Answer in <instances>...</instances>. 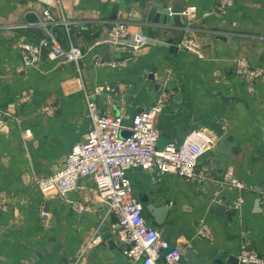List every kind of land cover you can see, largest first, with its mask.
<instances>
[{"label": "crops", "instance_id": "obj_1", "mask_svg": "<svg viewBox=\"0 0 264 264\" xmlns=\"http://www.w3.org/2000/svg\"><path fill=\"white\" fill-rule=\"evenodd\" d=\"M61 1L58 6L49 0H0V106L17 105L0 130V192L5 196L0 264H142L124 255L126 245L118 235L112 234L116 246L102 237L91 242L103 224L110 229L116 219L99 203L92 177H81L64 197L43 194L35 185L37 177L63 166L74 143L86 140L92 123L85 91L102 113L122 117L125 135L136 109L164 96L155 119L159 147L180 143L195 127L219 136L198 158L200 179L157 169L128 171L133 194L145 197L139 201L148 224L181 248L182 264H242L236 256L242 243L264 256L259 201L264 189V79L245 82L236 70L240 58L264 68V0H232L223 14L213 11L217 0H183L197 9L189 24L182 14L177 19L171 15L166 23L156 21L159 8L148 16L154 3L171 6L176 0ZM46 8L54 19L68 21L51 29L63 48L83 51L79 68L49 60L45 50L37 63L23 66L17 44L47 37L37 24ZM141 16V21L129 19ZM118 20L128 21L131 31L145 33L150 42L136 51L111 43L110 24ZM184 35L197 39L200 54L177 47ZM99 58L125 60L126 65H99ZM149 73L161 78L155 98ZM45 106L50 113L41 110ZM229 167L253 188L222 185ZM238 195L243 202L235 208ZM76 202L87 209L77 211ZM202 223L210 227V237L199 235Z\"/></svg>", "mask_w": 264, "mask_h": 264}, {"label": "built area", "instance_id": "obj_2", "mask_svg": "<svg viewBox=\"0 0 264 264\" xmlns=\"http://www.w3.org/2000/svg\"><path fill=\"white\" fill-rule=\"evenodd\" d=\"M49 2L58 6L62 3L61 0ZM231 4L232 0H217L213 11L215 14H223ZM196 13L194 5L185 6L181 12L186 24L196 18ZM58 23L67 24L68 21L64 18L54 19L50 8L44 9L38 16L37 24L46 29L47 37L38 43L20 41L17 44L24 67L37 63L45 50L49 60L58 63L72 62L79 68L78 63L84 53L77 46L65 49L58 43L51 29L52 24ZM109 31L111 43L133 51L150 42L145 33L131 31L130 23L126 20L112 22ZM177 47L195 54L201 52V44L192 36L184 35L177 42ZM96 62L110 67L126 65L125 60L106 61L99 58ZM236 66L238 74L245 82L264 79V68L251 66L245 58L238 59ZM84 96L87 115L92 123L86 140L72 145L60 169L37 177V189L43 194L51 193L64 197L77 187L81 177H92L99 203L105 207L108 214L116 218L111 222L110 230L125 243L123 253L126 257L141 260L142 264H182L181 248L171 244L158 229L148 224L143 213V204L133 194L128 171L131 168L157 169L160 173L170 172L187 179H200L202 175L197 172L198 158L216 145L219 136L206 127H195L185 134L180 143L168 142L159 147L160 131L155 119L165 105L164 96L156 98L152 104L136 112L127 127L128 133L123 136L121 131L125 126L122 124V117L102 113L86 91ZM41 110L51 112L48 106ZM16 112L17 105L14 101L0 106V130ZM26 133H29V130H26ZM221 184L241 191L253 188L239 179L231 167L223 172ZM259 201L264 209V189L259 191ZM4 202L5 196L0 192V210L5 206ZM242 202L243 195H238L232 205L238 208ZM73 206L81 212L87 209L78 202L73 203ZM47 213L45 209L40 210L41 216H46ZM198 231L202 237L211 236V229L206 223H202ZM101 241V235L96 231L91 242ZM236 256L242 264H264V256L246 243L241 244Z\"/></svg>", "mask_w": 264, "mask_h": 264}, {"label": "water", "instance_id": "obj_3", "mask_svg": "<svg viewBox=\"0 0 264 264\" xmlns=\"http://www.w3.org/2000/svg\"><path fill=\"white\" fill-rule=\"evenodd\" d=\"M157 8H159L160 11H158V20H156V21H160V23H166V22L170 21L171 15H173L174 19L180 18L181 12L185 8V5L183 3V0H176V3L172 4L171 6L163 5V3H154L152 5L151 11L149 12L148 16H150L152 12L155 13ZM133 18H135V17H129L130 20L141 21L143 19V16H141L140 18H135V19H133ZM154 20H155V18H154ZM146 77H147L146 79H149L150 81L153 82L154 93H152V96L154 95L153 97L155 98L157 96V91L159 90V87H160L161 78L155 77L154 73H149L146 75ZM142 109H143V107H139L136 109L135 112H138ZM121 135L123 136L125 134L121 133ZM138 199L141 201H145V197L143 195L142 196L139 195ZM220 204L221 205L224 204V201ZM221 205H218V209L221 208ZM151 207H152L151 205H149V204L147 205V208L152 210L153 208H151ZM100 232H101V237L103 239H105L106 243L109 246H116V240L112 236V233L110 232L109 226L107 224H103L100 227ZM229 258L233 259V257H229Z\"/></svg>", "mask_w": 264, "mask_h": 264}]
</instances>
